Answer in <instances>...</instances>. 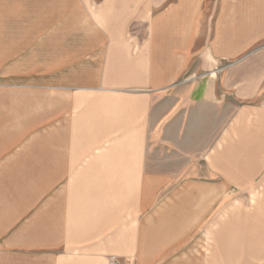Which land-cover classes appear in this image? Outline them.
<instances>
[{"label": "crops", "instance_id": "obj_1", "mask_svg": "<svg viewBox=\"0 0 264 264\" xmlns=\"http://www.w3.org/2000/svg\"><path fill=\"white\" fill-rule=\"evenodd\" d=\"M199 2L0 0V264L264 258V220L228 211L226 193L255 176L234 149L264 138V112L227 114L212 80L172 86ZM219 7L236 40L264 43V0ZM203 133L214 146L204 176L191 161L168 173L163 148ZM152 137L165 144L153 160Z\"/></svg>", "mask_w": 264, "mask_h": 264}, {"label": "rangeland", "instance_id": "obj_2", "mask_svg": "<svg viewBox=\"0 0 264 264\" xmlns=\"http://www.w3.org/2000/svg\"><path fill=\"white\" fill-rule=\"evenodd\" d=\"M219 1L223 2L224 0H206L205 5L200 0L199 9H195L196 17H200V19L195 26L196 39L188 50V67L176 74L177 77L172 86L188 87L190 84L212 80L216 83V96L225 105L227 114L250 113L254 115L264 112V56H262L264 49L256 50L264 43H255L252 46L249 41L236 40L235 25L230 23L229 16L224 17V10L220 9ZM229 1L234 2V0ZM203 6H206L204 10ZM228 11L233 14V6L228 8ZM205 18L209 21L208 23L205 22ZM254 75L259 77L258 89L255 90V94L251 93L250 88V81ZM169 105L170 100L167 105L164 102L163 110L165 111L166 106ZM194 111L209 112L214 110L196 108ZM204 138L207 140L204 133L203 137H199L198 134L195 137L196 142H190L191 145L188 143L185 146L179 143L174 148L164 147L161 160L164 166L170 164L173 169L171 170L167 166L168 168L165 170L168 173L173 171L178 174L181 170L183 172L191 161L196 165V169L198 167L204 169L202 173L204 176L205 168L208 166L205 163L210 161L214 149V146L210 144L206 146L203 143V146L199 144V141L203 142ZM235 139L237 140L239 137ZM155 140L154 137L150 139L152 152L149 154L152 155L150 156L152 160L156 154L153 151L154 146L164 144L160 140H156L157 142ZM252 142L247 146H235L234 154L241 156L243 153L245 157L249 156L251 168L255 167L254 163L256 162L257 167L252 169L255 171V176L246 184L227 185V209L228 211L241 209L243 213L251 214L254 220L257 219L259 212L260 218L264 220V216L260 212L264 203V138L255 137L252 138ZM224 148L228 149L227 145ZM256 192H259L257 196ZM231 212L228 215H231ZM227 219L229 220V216ZM205 239L206 250L209 253V244L212 241L208 234ZM263 263L264 258L260 259L258 264Z\"/></svg>", "mask_w": 264, "mask_h": 264}, {"label": "built area", "instance_id": "obj_3", "mask_svg": "<svg viewBox=\"0 0 264 264\" xmlns=\"http://www.w3.org/2000/svg\"><path fill=\"white\" fill-rule=\"evenodd\" d=\"M109 264H120V261L117 259V257L112 256V257L109 259Z\"/></svg>", "mask_w": 264, "mask_h": 264}]
</instances>
